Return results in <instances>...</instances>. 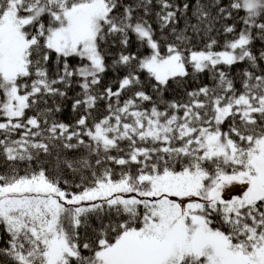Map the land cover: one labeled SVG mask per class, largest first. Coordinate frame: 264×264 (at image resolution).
Here are the masks:
<instances>
[{
    "label": "snow or ice",
    "instance_id": "6c2138e0",
    "mask_svg": "<svg viewBox=\"0 0 264 264\" xmlns=\"http://www.w3.org/2000/svg\"><path fill=\"white\" fill-rule=\"evenodd\" d=\"M0 264H264V0H0Z\"/></svg>",
    "mask_w": 264,
    "mask_h": 264
}]
</instances>
